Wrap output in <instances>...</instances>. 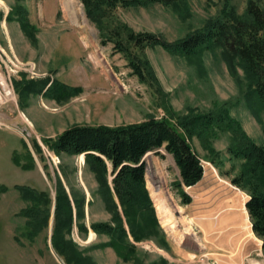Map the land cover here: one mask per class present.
Wrapping results in <instances>:
<instances>
[{
  "label": "rangeland",
  "instance_id": "1",
  "mask_svg": "<svg viewBox=\"0 0 264 264\" xmlns=\"http://www.w3.org/2000/svg\"><path fill=\"white\" fill-rule=\"evenodd\" d=\"M19 3L27 8L31 22L37 26L36 42L31 40L16 19H7L12 8ZM64 3L65 0H0V186L8 188L0 192V264H67L52 245L59 179L71 197L70 184L77 191L86 193L85 220L88 227L92 221H108L111 218L101 197L92 195L97 189V182L84 159L80 155L57 156L44 144V138L55 137L77 124L122 125L143 122L151 116H165V109L157 104L153 89L139 81L123 54L114 52L111 42L101 44L99 29L87 16L82 0H77V3L88 20L89 28L80 26ZM227 3L242 13L247 0H189L191 16L187 19L161 3L148 7L119 6L113 14L117 21L127 23L135 31L158 33L174 41L202 28L210 17L219 15ZM144 54L168 95L166 103L172 109L186 114L191 108L208 112L225 107L240 120L249 137L264 145V103L251 105L247 100L242 69L238 67L237 75L232 74L221 49L204 51L202 69L184 56L172 54L161 46L147 47ZM50 75L69 85L81 86L83 90L63 102L24 91L25 81ZM35 139L42 146V154L33 147ZM24 141L35 158L31 168L23 166L28 161ZM230 141L231 134L228 132L214 138L212 144L221 153L214 156L199 138L192 139L204 171L210 169V172L208 177L204 173L193 188L185 187L192 197V202L187 205H181L180 194L173 188L172 183L180 176L173 156L165 149L149 152L145 156L147 186L151 196L154 200L152 193H160L169 204L172 215L164 220L166 226L158 215L169 242L168 250L153 240L138 243L144 264L161 259L176 264H222L203 244L205 235L198 211L199 199L209 188L228 186L243 201L249 198L245 191L231 182L232 176L221 174L222 170L233 167L234 174L239 171L240 161L230 158L227 153ZM15 158H19L20 164ZM212 158L220 165L219 168L210 161ZM206 162H210L215 170ZM62 167L69 178L64 175ZM17 185L48 191L53 200L48 226L33 239L26 234L27 218L21 214L29 202L23 199ZM168 192L172 194L174 203L169 199ZM90 199L92 204H89ZM154 203L156 206L155 200ZM188 218L192 219L197 235L188 232ZM93 231L90 227L88 234L81 235L74 224L71 237L97 264H138L123 260L112 247H101L100 244L109 238L95 231L93 236ZM249 250L241 264H249L251 259L264 264L262 242L256 234L252 235Z\"/></svg>",
  "mask_w": 264,
  "mask_h": 264
},
{
  "label": "trees",
  "instance_id": "2",
  "mask_svg": "<svg viewBox=\"0 0 264 264\" xmlns=\"http://www.w3.org/2000/svg\"><path fill=\"white\" fill-rule=\"evenodd\" d=\"M22 1V0H17ZM87 16L95 22L100 32L101 44L113 43V51L123 54L128 67L141 83L153 89L157 104L165 109V116L122 125H74L55 137L43 139L44 144L57 156L84 155L86 167L93 173L98 194L105 209L111 214L108 221H92L86 224V193L77 191L70 184L72 197L59 179L54 209V229L52 245L63 256L67 264H97L71 237L74 224L81 235L88 234L89 228L98 235L109 239L101 247H112L125 261L144 264L139 255L138 243L153 240L168 250L166 233L161 225L156 206L147 186V165L145 156L149 152L165 149L170 153L179 169V178L173 188L180 194L181 205L192 202L185 187L196 185L204 175L202 159L192 145L197 137L211 155L220 156L212 140L223 132L231 134L227 148L230 158L239 160V171L233 167L221 171L232 176L231 182L245 191L246 201L254 233L262 240L264 250V145L249 137L240 120L228 109L200 112L189 109L186 114L176 112L166 103L164 92L154 68L144 50L161 46L172 54L182 55L199 68H203L202 57L205 50L221 49L229 71L237 75V68L243 71L246 80L247 100L254 105L264 103V0H247L246 7L239 13L232 4H225L217 16L210 17L202 28L174 41L163 35L149 31H135L127 23L117 21L114 11L119 7L145 6L155 3L170 6L183 19L190 14L189 0H82ZM7 19H16L33 42L37 41V26L31 22L27 8L15 5ZM20 82L17 81V85ZM25 92L42 95L47 99L63 102L79 95L83 88L65 83L53 75L33 79L24 83ZM25 168L35 164L34 155L28 144ZM33 147L42 154L43 149L37 139ZM163 156V155H162ZM15 161L20 164L19 158ZM220 167L215 159L210 160ZM46 167V165H45ZM63 172L66 178L68 174ZM23 199L29 205L21 214L27 218L26 234L33 239L51 218L53 200L48 191L38 190L28 185H17ZM4 185L0 192L7 191ZM93 200L90 199L89 204ZM149 264H176L161 259Z\"/></svg>",
  "mask_w": 264,
  "mask_h": 264
},
{
  "label": "bare ground",
  "instance_id": "3",
  "mask_svg": "<svg viewBox=\"0 0 264 264\" xmlns=\"http://www.w3.org/2000/svg\"><path fill=\"white\" fill-rule=\"evenodd\" d=\"M64 4L80 26L89 28L88 20L83 10L79 8L77 0H65ZM80 157L84 159V155H80ZM206 163L212 165L210 162ZM212 169L215 170L213 165ZM209 172L210 169L204 171L207 177ZM217 184L219 185V183ZM187 188L190 189L193 186ZM152 194L156 201L158 215L166 226L167 223L164 220L172 215L169 204L160 193L153 192ZM168 195L171 202L174 203L172 194L168 192ZM157 197L161 199L159 200ZM199 202V221L205 235V242H203L205 247L213 251V256L222 264H241L250 251L252 235H255L246 208V201H243L238 194L233 193L228 186L227 188L219 186L205 190ZM179 207L184 209L183 206ZM187 223L189 224L188 232L197 235L194 232L192 219L188 218ZM95 235L96 233L93 231V236ZM249 264L260 263L257 259H251Z\"/></svg>",
  "mask_w": 264,
  "mask_h": 264
},
{
  "label": "crops",
  "instance_id": "4",
  "mask_svg": "<svg viewBox=\"0 0 264 264\" xmlns=\"http://www.w3.org/2000/svg\"><path fill=\"white\" fill-rule=\"evenodd\" d=\"M217 259V258H216Z\"/></svg>",
  "mask_w": 264,
  "mask_h": 264
}]
</instances>
